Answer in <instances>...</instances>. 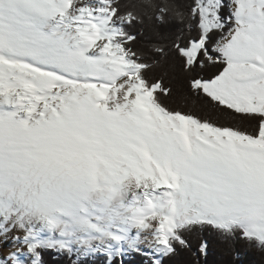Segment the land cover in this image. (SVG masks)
<instances>
[{
	"label": "snow or ice",
	"instance_id": "obj_1",
	"mask_svg": "<svg viewBox=\"0 0 264 264\" xmlns=\"http://www.w3.org/2000/svg\"><path fill=\"white\" fill-rule=\"evenodd\" d=\"M143 7L188 35L146 58L121 0H0V264H47L45 249L87 264L97 244L105 264H174L205 228L264 252V0ZM173 59L191 93L253 130L163 105L171 89L148 72ZM232 259L247 264L240 247Z\"/></svg>",
	"mask_w": 264,
	"mask_h": 264
},
{
	"label": "trees",
	"instance_id": "obj_2",
	"mask_svg": "<svg viewBox=\"0 0 264 264\" xmlns=\"http://www.w3.org/2000/svg\"><path fill=\"white\" fill-rule=\"evenodd\" d=\"M145 0H121L126 11H133L141 17V22L135 23L127 30L137 36L135 49L143 52L145 57H150L151 46L159 41L171 46L178 38H185V24L172 18L168 24L160 26L155 19L156 13L143 7ZM160 3L161 0H153ZM178 8L186 9L191 0H169ZM151 17V18H150ZM194 34V33H193ZM171 67L165 73L164 70L153 68L148 72L149 79L160 78L163 84L171 89V94L160 96V101L169 110L191 114L202 120L215 122L217 125H234L237 128L252 131L255 127L246 121L227 118L212 109L205 101L196 97L189 90L190 76L181 70L179 62L173 59ZM215 71L212 65H208L200 71L201 76L210 75ZM190 249L182 250L174 264H233V250L240 247L245 252L247 264H264V252L258 247H248L245 241L226 242L220 235L210 228L200 229L186 234ZM208 243V255H198V249L202 242ZM97 253L93 248L88 250ZM100 253V252H99ZM41 255L46 258L47 264H76L69 254L54 253L51 249H45ZM1 259V256H0ZM87 264H105V258L101 255L94 256ZM123 264H151L150 255L147 253L131 252L123 258Z\"/></svg>",
	"mask_w": 264,
	"mask_h": 264
},
{
	"label": "rangeland",
	"instance_id": "obj_3",
	"mask_svg": "<svg viewBox=\"0 0 264 264\" xmlns=\"http://www.w3.org/2000/svg\"><path fill=\"white\" fill-rule=\"evenodd\" d=\"M130 243H135V241H131ZM93 249H95L97 252H100V253H103V251H105V249H101L98 244L95 245L93 247ZM10 250H12L11 241H8L6 244L5 243H0V256H1V259L4 258ZM145 253H147V252L145 251Z\"/></svg>",
	"mask_w": 264,
	"mask_h": 264
}]
</instances>
